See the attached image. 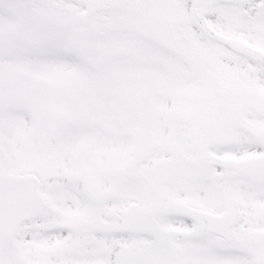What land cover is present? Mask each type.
<instances>
[{
  "label": "snow or ice",
  "instance_id": "6c2138e0",
  "mask_svg": "<svg viewBox=\"0 0 264 264\" xmlns=\"http://www.w3.org/2000/svg\"><path fill=\"white\" fill-rule=\"evenodd\" d=\"M0 264H264V0H0Z\"/></svg>",
  "mask_w": 264,
  "mask_h": 264
}]
</instances>
